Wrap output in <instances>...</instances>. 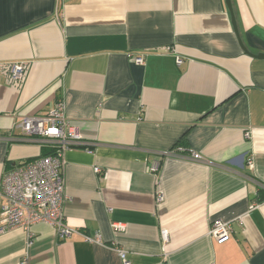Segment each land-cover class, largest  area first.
I'll return each mask as SVG.
<instances>
[{
	"label": "crops",
	"instance_id": "0c3cea01",
	"mask_svg": "<svg viewBox=\"0 0 264 264\" xmlns=\"http://www.w3.org/2000/svg\"><path fill=\"white\" fill-rule=\"evenodd\" d=\"M230 4L236 32L225 0H0V179L51 152L24 117L62 100L80 135L61 169L75 232L4 231L0 264H264V0Z\"/></svg>",
	"mask_w": 264,
	"mask_h": 264
},
{
	"label": "built area",
	"instance_id": "2783aa9c",
	"mask_svg": "<svg viewBox=\"0 0 264 264\" xmlns=\"http://www.w3.org/2000/svg\"><path fill=\"white\" fill-rule=\"evenodd\" d=\"M137 65H142V58L134 59ZM177 65L181 60H176ZM25 72L23 64L18 63L8 67L9 78L14 83L22 80ZM64 103L59 100L55 107L45 115L24 117L18 125L25 138H34L40 144L48 147L51 154L40 156L33 160L19 163L3 172L0 179L1 220L0 233L14 228L28 231L37 223H45L56 230L60 240L69 238L75 231L64 224L63 180L61 169L63 153L74 147L80 135L63 116ZM193 160L200 159L199 155L192 154ZM252 168V162H247ZM156 166L151 167L155 171ZM100 173L99 169H95ZM161 200V197L158 199ZM116 230H122L120 224L114 225ZM230 233L228 223L214 220L210 224L208 236L222 241ZM87 242H94L90 237H84ZM164 239L166 236L164 235ZM32 236L28 235V244ZM123 264H130L123 252H118Z\"/></svg>",
	"mask_w": 264,
	"mask_h": 264
},
{
	"label": "water",
	"instance_id": "95a60500",
	"mask_svg": "<svg viewBox=\"0 0 264 264\" xmlns=\"http://www.w3.org/2000/svg\"><path fill=\"white\" fill-rule=\"evenodd\" d=\"M225 2H226V5H227L228 10L230 12V15H231L233 28H234V30L236 32V25H235L233 13H232V8H231L230 0H225ZM257 57L258 58H264V55H258Z\"/></svg>",
	"mask_w": 264,
	"mask_h": 264
},
{
	"label": "trees",
	"instance_id": "16d2710c",
	"mask_svg": "<svg viewBox=\"0 0 264 264\" xmlns=\"http://www.w3.org/2000/svg\"><path fill=\"white\" fill-rule=\"evenodd\" d=\"M49 154H51V152H50V153H47V154H45L44 156H47V155H49ZM259 200L261 201V200H263V198H260Z\"/></svg>",
	"mask_w": 264,
	"mask_h": 264
}]
</instances>
